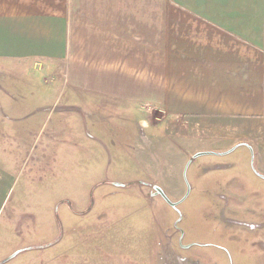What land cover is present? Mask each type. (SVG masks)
I'll return each mask as SVG.
<instances>
[{"label":"rangeland","instance_id":"obj_1","mask_svg":"<svg viewBox=\"0 0 264 264\" xmlns=\"http://www.w3.org/2000/svg\"><path fill=\"white\" fill-rule=\"evenodd\" d=\"M59 73L53 58L0 61V227L9 213L17 231L0 264H264L250 150L194 156L148 103Z\"/></svg>","mask_w":264,"mask_h":264},{"label":"crops","instance_id":"obj_2","mask_svg":"<svg viewBox=\"0 0 264 264\" xmlns=\"http://www.w3.org/2000/svg\"><path fill=\"white\" fill-rule=\"evenodd\" d=\"M33 58H53L66 84L148 103L186 152L247 148L264 179V0H0V61Z\"/></svg>","mask_w":264,"mask_h":264},{"label":"water","instance_id":"obj_3","mask_svg":"<svg viewBox=\"0 0 264 264\" xmlns=\"http://www.w3.org/2000/svg\"><path fill=\"white\" fill-rule=\"evenodd\" d=\"M204 154V152H198L196 153L194 156H199V155H202ZM193 156V157H194ZM157 193H159L170 205L174 206L176 205L177 203L175 202H171L168 197L165 195V193L162 191V189H160L159 187H155ZM19 252V250L15 251L14 253H12L10 256L7 257V259L13 257L15 254H17Z\"/></svg>","mask_w":264,"mask_h":264},{"label":"clouds","instance_id":"obj_4","mask_svg":"<svg viewBox=\"0 0 264 264\" xmlns=\"http://www.w3.org/2000/svg\"><path fill=\"white\" fill-rule=\"evenodd\" d=\"M145 127H147V124L145 123Z\"/></svg>","mask_w":264,"mask_h":264}]
</instances>
